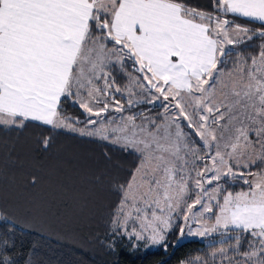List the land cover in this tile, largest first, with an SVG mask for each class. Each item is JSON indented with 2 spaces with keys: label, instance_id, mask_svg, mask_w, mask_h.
<instances>
[{
  "label": "snow or ice",
  "instance_id": "6c2138e0",
  "mask_svg": "<svg viewBox=\"0 0 264 264\" xmlns=\"http://www.w3.org/2000/svg\"><path fill=\"white\" fill-rule=\"evenodd\" d=\"M140 103L162 112L130 111ZM33 126L48 134L29 146ZM60 132L133 160L105 151L100 170L53 165ZM236 182L245 189L229 190ZM97 186L118 197L110 253L177 227L181 238L220 234V264H264V0H0V199L71 218ZM13 236L5 226L0 264H42Z\"/></svg>",
  "mask_w": 264,
  "mask_h": 264
},
{
  "label": "trees",
  "instance_id": "16d2710c",
  "mask_svg": "<svg viewBox=\"0 0 264 264\" xmlns=\"http://www.w3.org/2000/svg\"><path fill=\"white\" fill-rule=\"evenodd\" d=\"M200 5L209 3L205 0H194ZM237 23L253 24L241 19ZM258 27V24L255 25ZM261 41H253V45ZM253 48L236 51L251 52ZM117 82L123 84L126 77L114 72ZM121 99V98H120ZM148 112L158 113V107H149L148 104L140 103L135 109H147ZM65 113L74 117L84 116L79 108L70 103L65 105ZM41 131L47 135L46 130L30 127L25 133L27 145H31L33 139ZM108 151L113 155V160L127 167L133 157L125 156L107 142H94L91 138H78L76 134L60 132L56 135L53 151L49 162L53 165L65 161L77 160L81 164L100 170L104 167L102 153ZM245 188L242 183L236 182L229 190L237 191ZM86 194H88L86 192ZM88 209L82 215L75 217L55 218L28 209L27 205L17 197L9 194L0 199V235H3L5 226L14 225L15 236L10 237V243L15 240L17 245H23V251L28 253L35 261L42 264H113L119 260L120 264H180L182 260H188L196 256L205 258L220 245L219 242L210 239H187L175 243L176 232L170 231L166 240L152 249L133 247L126 239L120 246V255L108 252L103 246L105 234L111 231L112 212L115 209L118 197L110 192L107 187L97 186L89 195ZM9 220L11 224H9Z\"/></svg>",
  "mask_w": 264,
  "mask_h": 264
},
{
  "label": "rangeland",
  "instance_id": "374dc122",
  "mask_svg": "<svg viewBox=\"0 0 264 264\" xmlns=\"http://www.w3.org/2000/svg\"><path fill=\"white\" fill-rule=\"evenodd\" d=\"M127 83V78H126V81L123 83V84H120L121 87H123L125 84ZM117 98L122 100V102H124V99L119 95L117 94ZM149 107H155L154 105H151V104H148ZM149 108L147 109H135L133 110L132 112H146L148 114H151L153 116L157 115L158 113L162 112V109L160 108L158 113H153V112H148ZM125 114H129L128 112H126ZM109 115H112V116H119V114L117 113H109ZM246 187V186H245ZM245 189V188H244ZM237 191H240V190H237ZM233 192H236V191H233ZM132 225L130 224L129 227H131ZM171 231H175L176 232V241L175 243H177V241L179 240V242L181 241H184V240H187V239H201V240H206V241H209L210 239H213L214 241L216 242H219L220 245L218 247L221 246V235L220 234H213L211 236H206V237H196V236H188V235H185L184 237H180L179 236V230L177 227H174ZM225 239H227V235H225ZM128 241V239H126ZM129 242V241H128ZM164 242V241H163ZM162 242V243H163ZM161 243V244H162ZM131 245L135 244L136 246L142 248V249H152V248H155L157 247L158 245L160 244H152L150 240H143V241H139V242H136L135 240L132 241V243H130ZM213 252V251H212ZM211 252V253H212ZM209 253L204 259L208 261V264H220V257L217 255L216 257H212Z\"/></svg>",
  "mask_w": 264,
  "mask_h": 264
},
{
  "label": "crops",
  "instance_id": "0c3cea01",
  "mask_svg": "<svg viewBox=\"0 0 264 264\" xmlns=\"http://www.w3.org/2000/svg\"><path fill=\"white\" fill-rule=\"evenodd\" d=\"M199 1V0H198ZM206 2H208L209 0H205ZM77 135V134H76Z\"/></svg>",
  "mask_w": 264,
  "mask_h": 264
}]
</instances>
